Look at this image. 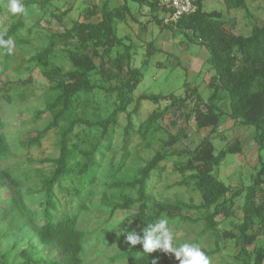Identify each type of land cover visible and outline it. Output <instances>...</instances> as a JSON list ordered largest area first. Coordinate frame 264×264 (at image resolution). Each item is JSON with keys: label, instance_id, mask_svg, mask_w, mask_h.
<instances>
[{"label": "trees", "instance_id": "16d2710c", "mask_svg": "<svg viewBox=\"0 0 264 264\" xmlns=\"http://www.w3.org/2000/svg\"><path fill=\"white\" fill-rule=\"evenodd\" d=\"M58 1L20 0L29 13L28 7L37 9L38 13L34 15L36 26L46 14L56 20L55 25L63 21L69 9L54 13L58 9ZM203 1L194 0L196 11L182 17L177 23L162 24L158 19L160 8L155 2L122 0L117 6L109 7V0H105L100 7L93 5L94 9L85 14L83 20H73L72 25L61 32H50L46 45L29 57L28 61L34 65L29 70V78L32 71L38 70L48 81L52 96L45 109L36 112L34 118L37 121L47 111L50 120L26 141V148L40 145L50 130L58 129L59 154L52 160L53 167L47 173L42 170L35 172L34 183L40 187L42 198L36 200V204L26 203L19 191L23 180L13 169L3 165L11 155V146L0 121V214L19 211L23 223L35 231L42 247L34 259L25 258L26 250H23L20 252L21 261L14 264H84L85 233L78 227V217L88 209L87 202L92 196L90 187L97 180L105 151L102 142H95L93 136L97 130L101 131L102 137L106 136L110 129L118 125V116L122 113L126 114L128 120L123 130L125 147L132 139V134L139 135L141 144L147 148L153 146L152 140L158 133H163V138L159 141V149L135 171L134 177L111 182L104 190V197L111 189L115 190L112 195L118 193L120 197V202L112 206L111 213L117 209L132 210L131 217L136 222L137 231H140V228L163 217H167L169 222L176 218L189 220L182 215V211L196 209L202 211L203 224L197 241L204 232L210 231L217 244L219 234L215 230L221 222L218 218L236 216V207L241 201L238 208L242 216L235 225L237 233L230 229L224 230L222 235L238 243V253L233 256L234 263L264 264V245L258 244L264 237V162L259 154V151H264V24L253 25L246 35L235 33L232 26L222 19L220 12L204 11ZM222 1L228 9L246 8L248 2ZM128 2L136 4L137 9H131ZM135 13L150 15L147 23L151 21L160 28L168 26L172 31L189 34L207 50L212 74L207 84L210 95L206 100L197 94L195 88L190 87L185 90L184 96L171 92L143 93L133 97L136 86L142 80V71L133 66V45L127 44L124 37L118 35V23L136 21ZM13 20L5 30L0 27V34H3L4 39L12 38L15 45L19 46L25 42L20 34L26 26V14L18 13ZM0 51L5 59L1 76L4 72L6 74L11 64L7 61L10 58L7 49L0 48ZM57 51L61 55H57ZM157 51H161V48L148 44L147 56ZM147 56L144 59L146 62ZM56 57H64L70 63V70L63 71L61 65H56ZM12 76L7 75L6 84L14 80ZM97 98L110 100L112 104L111 111L105 116L96 106L89 109L91 102L99 104ZM224 99H228L229 105L226 112L219 105ZM145 100L157 105L163 101L167 103L162 108L154 109L145 120L135 125L133 115L138 113L140 103ZM132 104L134 107L130 110ZM181 107L187 110L183 116L185 124L178 133L172 134L161 124V120L166 113ZM227 119L233 125L252 127L254 130L253 142L259 154L258 167L255 166V171L250 175L251 184L247 187L226 185L213 173L227 154L243 153L242 141L237 136L225 148L215 151L213 133ZM190 120L198 129H211L210 134L193 148L182 144L188 126L186 124ZM127 155L125 152L123 159ZM173 158L176 159L172 172L180 176L174 184L196 193L200 197L197 205L181 199L173 202L153 199L146 191L152 177L162 176L161 170L164 168L161 163ZM122 166L123 161L116 169L112 163L109 164L107 176L112 173L111 170H121ZM24 176L28 178L27 174ZM7 187L13 189L14 194L10 192V197L1 194ZM4 204H8L9 209H3ZM73 205L75 210H72ZM216 251L218 248L213 252ZM154 257H159L158 264L163 263L160 250L145 253L139 244L128 246L117 256L122 264H152Z\"/></svg>", "mask_w": 264, "mask_h": 264}, {"label": "rangeland", "instance_id": "374dc122", "mask_svg": "<svg viewBox=\"0 0 264 264\" xmlns=\"http://www.w3.org/2000/svg\"><path fill=\"white\" fill-rule=\"evenodd\" d=\"M104 1L59 0L56 3L58 9L54 10V13L59 14L66 9L69 10L63 16V21L56 25V20L46 14L36 26L34 15L38 13L37 9L34 10V6L28 7L31 13L24 12L26 26L20 34L25 42L19 46L15 45L7 60L11 66L6 70V74L4 72L0 76V121L3 123V132L11 146V155L3 165L13 169L23 180L19 191L22 197L24 196L25 202L30 205L36 204V200L42 198L40 187L34 183L35 172L42 170L47 173L53 167L52 160L56 159L59 154V132L58 129L50 130L42 138L40 145L26 148V141L34 136L36 130L44 128L50 120L47 111L43 112L37 121L34 118H36V112L45 109L52 96L48 81L38 70L32 71L29 78V70L33 69L34 65L28 59L46 45L50 32H61L70 27L73 20H83L84 15L94 9L93 5L100 7ZM117 4V0H109L108 6L114 7ZM128 4L133 9L138 7L132 2H128ZM203 9L206 12L215 10L220 12L227 25H231L235 33L243 35L248 34L253 25L264 24V0H248L247 7L243 9H228L222 0H204ZM17 14L13 15L10 12L9 0L7 2L0 0V27L2 30L10 25ZM134 18L136 21L129 20L118 23V35L124 37L127 44L132 43L133 45L131 58L133 66L139 67L142 71V80L136 86L133 97L136 98L143 93L167 94L171 92L184 96L185 90L190 87L195 88L197 94L206 100L210 95L206 79L208 75L212 74L207 61V50L197 44L189 34L186 35L179 30L172 31L168 26L160 28L157 23L151 21L147 23L150 20V15L146 13L144 15L136 14ZM149 43L158 49L161 48V51L147 56ZM57 55H61V52L57 51ZM146 56L148 57L147 62L144 60ZM4 61V56L0 51V72ZM55 64L61 65L63 71L71 68L70 63L64 57H56ZM9 74L13 75L14 80H10L11 82L6 84ZM6 94H9L8 97L5 96ZM96 101L99 104L94 105L95 102H91L89 109L96 106L103 116L111 111L110 100L97 98ZM166 103L163 101L157 105L148 100L142 101L138 113L133 115V122L137 125L145 120L154 109L162 108ZM219 105L222 111H228V99H224ZM133 107L134 104L129 109L132 110ZM186 111V107H181L166 113L161 124L170 133H178L185 124L183 116ZM127 121L125 113L119 114L118 125L110 129L106 136L102 137L100 130H97L93 136L95 142H102L105 151H103V158L98 169L97 180L90 187L92 196L87 202L88 209L78 217V227L85 233L84 264H122L117 256L125 251L128 245L123 243V237L119 236V231L129 225L130 221V227L137 228L135 220L131 217L132 210L117 209L111 213L112 206L120 202L119 194L112 195L114 189L106 194L107 197H104L103 193L111 182L126 181L134 177L135 171L142 167L159 149V141L163 138V133H158L157 139L153 138V146L150 148L141 144L142 140L139 135L132 134V139L125 147L123 145V130ZM224 124L225 121H222L220 128H217L213 133L215 137L212 136V143L215 151L225 148L227 143L233 141L237 136L244 143L242 144L243 153L241 155L227 154L213 173L226 185L247 187L251 184L250 175L255 171V166L258 167L259 154L264 162V151H259L258 154L256 144L253 142L254 130L252 127L226 125V128ZM186 125H188L186 136L182 139V144L189 148H193L211 132L210 128H196L193 120H190ZM125 152L128 155L123 159ZM98 156L96 155V157ZM175 159L161 163L164 168L161 170L162 176L160 178L152 177L146 191L153 199H166L170 202L181 199L186 203L197 205L200 203V197L196 193L191 189L174 184L180 179V176L172 172ZM121 161H123L122 169L111 170L112 173L107 176V172L110 171L109 164L112 163L116 169ZM25 174L28 175V178H25ZM10 192L13 193V189L7 187L1 191V194L4 197L5 195L10 197ZM2 201L5 202L4 199ZM238 203L241 204V201ZM4 206L3 209H9L8 204H4ZM72 207V210H75V205ZM238 207H236V216L230 219L218 218L221 222L215 230L219 234L217 244L214 243V236L210 231L204 232L197 241L198 235L203 229L202 211L184 209L182 215L189 220L176 218L169 222L168 227L174 233L177 246L185 242L199 245L208 256L210 264H236L233 262V256L238 253V243L236 240L225 238L222 233L224 230L230 229L233 233H237L235 225L242 216ZM163 218L169 221L167 217ZM195 219L199 220L195 222ZM261 243L264 245V237L258 241V244ZM216 248L218 251L213 252ZM41 249L35 231L23 223V217L19 211L0 214V264L20 262V252L23 250H26L25 258H37L35 255ZM160 254L163 258L162 264H179L172 254H165L162 251Z\"/></svg>", "mask_w": 264, "mask_h": 264}, {"label": "clouds", "instance_id": "9594fccd", "mask_svg": "<svg viewBox=\"0 0 264 264\" xmlns=\"http://www.w3.org/2000/svg\"><path fill=\"white\" fill-rule=\"evenodd\" d=\"M9 10L13 15L26 11L20 0H9ZM0 48L7 49V53L12 54L15 42L12 38L4 39L3 34H0ZM130 224L131 221L119 231V236L123 237L125 245L129 247L142 245L143 252L149 254L157 250L172 254L179 264H210L208 256L199 245L187 242L176 245L174 233L168 227L169 221L166 218L148 224L145 228H140V231L131 228ZM158 262L159 257L152 259V264Z\"/></svg>", "mask_w": 264, "mask_h": 264}, {"label": "built area", "instance_id": "2783aa9c", "mask_svg": "<svg viewBox=\"0 0 264 264\" xmlns=\"http://www.w3.org/2000/svg\"><path fill=\"white\" fill-rule=\"evenodd\" d=\"M155 2L160 12L158 19L162 24H175L182 17L193 14L197 6L194 0H150Z\"/></svg>", "mask_w": 264, "mask_h": 264}, {"label": "crops", "instance_id": "0c3cea01", "mask_svg": "<svg viewBox=\"0 0 264 264\" xmlns=\"http://www.w3.org/2000/svg\"><path fill=\"white\" fill-rule=\"evenodd\" d=\"M117 3H120V0H118L117 1ZM131 9H133L132 7H131ZM135 9H137V8H134L133 10H135ZM209 77H210V75H208L207 76V84H208V79H209ZM228 110H229V105H228ZM222 124V123H221ZM221 124H220V126H221ZM225 127H226V125H229L230 127H237V125H233V122L231 121V120H229V119H227V120H225ZM220 128V127H219ZM227 128V127H226ZM241 139V138H240ZM242 140V139H241ZM242 144H244L243 142H242Z\"/></svg>", "mask_w": 264, "mask_h": 264}]
</instances>
